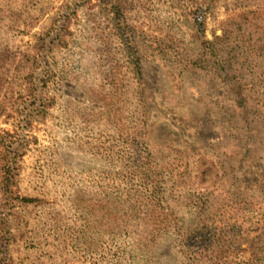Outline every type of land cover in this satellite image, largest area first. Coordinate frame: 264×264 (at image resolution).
I'll use <instances>...</instances> for the list:
<instances>
[{
    "label": "rangeland",
    "instance_id": "rangeland-1",
    "mask_svg": "<svg viewBox=\"0 0 264 264\" xmlns=\"http://www.w3.org/2000/svg\"><path fill=\"white\" fill-rule=\"evenodd\" d=\"M0 264H264V0H0Z\"/></svg>",
    "mask_w": 264,
    "mask_h": 264
},
{
    "label": "trees",
    "instance_id": "trees-1",
    "mask_svg": "<svg viewBox=\"0 0 264 264\" xmlns=\"http://www.w3.org/2000/svg\"><path fill=\"white\" fill-rule=\"evenodd\" d=\"M133 64L135 65V67H138V61L134 62ZM6 172H7V171H6ZM7 173H8V177H4V178L2 179V181H4V183H6V185L3 186V187H5V188L8 187V185H9V180L11 179V177L9 176V172H7ZM22 201L28 202V200H25V199H22Z\"/></svg>",
    "mask_w": 264,
    "mask_h": 264
}]
</instances>
